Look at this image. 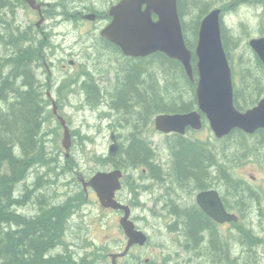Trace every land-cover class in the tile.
Returning <instances> with one entry per match:
<instances>
[{
  "label": "flooded vegetation",
  "instance_id": "flooded-vegetation-1",
  "mask_svg": "<svg viewBox=\"0 0 264 264\" xmlns=\"http://www.w3.org/2000/svg\"><path fill=\"white\" fill-rule=\"evenodd\" d=\"M32 1L34 5L40 7V10L34 9L30 0H0L3 7L11 9H9L11 15L8 14L7 17L9 20L0 17V36L5 34L9 36L11 33L13 37L12 43L9 39L0 42V57L2 55L17 57L21 50H36L30 61L36 75L34 84L38 88L42 102H51L52 108L53 101L56 104L63 103L64 108L75 106L78 113L83 114V123L79 128L80 131L70 128L78 135L90 136L105 131L110 133L111 141L114 133L118 142V151L112 156V162L121 161L120 146L127 143V134L131 130L127 125L126 116L120 115L113 102L118 99L117 90L122 87L126 66L136 64L149 56L128 55L120 46L104 36L103 31L112 23L111 8L121 0ZM182 1L184 2L177 0L179 15ZM210 2L213 3L211 10L221 9V29L224 36L227 39L230 36L238 41L233 45L236 46L235 50L241 49L238 51H243L241 57L245 58V52H251L253 58L258 59L264 68L263 61L250 45L252 38L264 37V0H211ZM145 7L146 4H143V8ZM25 8L32 9L38 20L22 21L18 14L19 10ZM235 14H239L241 18L237 32L227 25V21H231ZM153 19H157L155 14ZM22 35L23 41L20 40ZM240 39L244 41L240 43ZM193 74L194 80L189 79L197 86L199 74L197 70L195 75L194 66ZM18 76L20 79V75ZM235 82L242 86L243 92L252 91L255 95L252 98L254 105L242 109L235 105L238 110L244 112L264 98V80H260L259 85L253 86L252 90H247L248 83L243 80ZM21 84L23 90H28L23 83ZM113 95H117V98ZM240 101L245 103L247 100L241 97ZM193 110H199L198 102L197 108ZM60 111L62 110L58 106V112ZM62 112L69 117L68 111ZM157 115L152 122L153 131L157 130L155 127ZM201 119L200 129L204 126L211 129L205 114L201 115ZM67 124L71 126L68 121ZM140 128H142L141 134H146L149 125L145 127V124H142ZM200 129L187 126L185 133H165L157 130L166 141L156 146L159 151H156L154 166L150 169L147 167L122 169V187L116 192L115 197L130 206V218L136 223L137 228L141 229L137 222L139 216L134 215L135 211L148 209L157 215L164 239L160 245L163 251V264H260L264 259V176L255 175L249 168L264 170V128H259L253 133L238 128L220 138L225 142L215 153L217 157L215 161L212 159L213 145L211 143L206 145L204 148L208 157L206 156L202 161L204 169L201 174L182 176L175 165L176 159L170 139L175 135H181L186 139L195 140L196 138L189 137L188 134L192 130ZM236 131L248 134L250 143H228V137L237 133ZM70 156L73 158L72 154ZM70 156L65 155L67 158ZM71 160L76 162L75 159ZM112 169L118 168L112 166ZM88 178V176L80 178L83 189L85 192L91 189L95 193L91 187L84 186L83 180ZM208 192H216L224 210L238 219L219 222L210 216L199 201V196ZM204 198L206 202L209 199L206 196ZM111 210L121 216L124 214L123 210ZM68 230L64 235V242L67 244H69ZM145 232L150 240L149 233ZM246 234L250 236L248 239L244 238ZM72 240L74 241H71V244L78 247L79 244L75 239ZM214 241L221 248L220 257L212 254ZM144 246L134 245L125 257L117 259L118 263H145L149 258L134 255L132 252L134 248ZM62 247L59 244V248L54 250L53 254L63 252ZM148 263L159 262L149 259Z\"/></svg>",
  "mask_w": 264,
  "mask_h": 264
},
{
  "label": "trees",
  "instance_id": "trees-1",
  "mask_svg": "<svg viewBox=\"0 0 264 264\" xmlns=\"http://www.w3.org/2000/svg\"><path fill=\"white\" fill-rule=\"evenodd\" d=\"M186 1H182L180 15L186 44L194 52L200 21L211 10L213 3L208 0ZM9 9L0 4V17H8ZM187 16L191 18L187 20ZM222 38L234 80L247 82V90H252L253 86L259 85L260 80H264V68L258 59L253 58L251 52H245L246 58L241 60L239 69H235L232 63V46L229 47L223 32ZM4 39H9L12 43L13 37L11 33L9 36H0V42ZM20 40H24L23 35ZM237 42L234 40V44ZM35 51L21 50L17 57H0V264H112L108 260L110 250L106 244L93 245L90 242L93 250L80 256L64 242L66 230L71 226L69 219L87 201L84 189L68 195L66 200L58 203L50 202L49 195L38 193L45 184L47 188L54 184L50 176L45 178L44 175H38L33 183L34 187H28V180H32L29 179L30 174L38 167L46 168L45 173H50L56 167L62 173H70L77 166L76 163L70 166L60 164L61 160L56 152L48 146L44 120L46 113L54 114L53 110L49 113L46 111L47 104L42 102L38 88L33 84L35 78L32 76L30 59ZM192 63L196 75L195 53ZM122 80V87L117 90L118 99L113 105L115 109L124 111L131 132L127 134V143L120 146L121 161L114 163L112 157H95V162L108 168L150 169L154 165L157 148L146 134H141L140 126L149 125V131L153 129L152 122L159 113L196 109V84L190 81L181 62L162 52L150 54L136 64L127 65ZM21 83L28 90H23ZM234 86L235 105L239 109L255 104L252 101L255 96L252 91L243 92L242 86L236 82ZM241 97H245L247 101L242 103ZM236 132L228 137V143H250L248 134ZM220 140H190L181 135L170 139L180 175H200L204 169L202 161L208 157L204 147L210 143L213 145L212 159L215 161V153L220 150L216 144H221ZM49 173L46 174L50 175ZM58 174L60 173H56V176ZM79 185L82 186L81 183ZM27 198L30 202L26 201ZM30 203V208L34 207L33 212L22 211ZM249 237L247 235L244 238ZM59 244L63 246V252L53 254ZM212 254L221 256V248L215 241Z\"/></svg>",
  "mask_w": 264,
  "mask_h": 264
},
{
  "label": "water",
  "instance_id": "water-1",
  "mask_svg": "<svg viewBox=\"0 0 264 264\" xmlns=\"http://www.w3.org/2000/svg\"><path fill=\"white\" fill-rule=\"evenodd\" d=\"M30 4L34 9L40 10L32 0ZM143 4H146L145 8ZM220 12V8H215L204 16L193 52L186 44L177 0H121L112 6V23L105 28L103 34L120 46L126 54L146 56L162 52L169 58L180 61L191 80H194L193 53L197 57L199 78L196 94L199 110L160 113L155 118L157 130L165 133H185L187 126L200 129L202 114L207 117L217 138H222L238 128L247 133L264 128V98L244 112L235 106L234 80L223 43ZM154 14L157 16L156 20L153 19ZM250 45L264 63V37L252 38ZM53 111L63 127L62 145L68 156L72 144L70 127L65 117L58 112L55 101ZM111 141L110 157L118 151V142L114 134ZM122 176L121 169H106L96 171L88 180H83L85 188L91 187L96 192L102 207L124 211L119 223L127 243L122 251L109 254L112 264H119L117 259L125 257L134 245L144 246L149 240L148 234L137 228L136 223L130 218V206L115 197L116 192L122 187ZM205 196L209 197L207 202ZM199 201L204 210L219 222L238 219L224 210L216 192L201 194ZM148 262L149 259L145 263L130 264H149Z\"/></svg>",
  "mask_w": 264,
  "mask_h": 264
},
{
  "label": "rangeland",
  "instance_id": "rangeland-1",
  "mask_svg": "<svg viewBox=\"0 0 264 264\" xmlns=\"http://www.w3.org/2000/svg\"><path fill=\"white\" fill-rule=\"evenodd\" d=\"M18 15L22 21L25 20L33 22L38 20V17L35 16L33 10L30 8L19 10ZM240 19L241 18H239V14H235L234 17H232L231 21H227L228 27L232 28L234 32H237ZM234 40L235 38H231L230 36H228L229 46L234 45ZM243 41L244 40L242 39L239 40L240 43H242ZM235 48L236 46L232 47V63L235 69L238 70V67L241 64V59L244 56L241 57V55H243V51H238L241 49L235 50ZM113 97L115 98L114 95ZM45 104H47L46 111L48 110L47 112L49 113L52 110L51 102ZM57 104L62 111H68L69 117H66V115H64L62 111H60V114L66 117L68 123L71 124V126L69 127H71L73 130L80 131L79 128L82 127L83 123V114L78 113L75 106H66L64 108L65 105L63 103L57 102ZM118 112H120V115L125 114L124 111L119 108ZM45 116L46 119L44 120V129L47 132L48 146L51 150L54 149V151L56 152V156L61 160L60 164L67 163L69 159L75 158L77 166L73 168L75 170H71L70 173H62L60 169L56 167L55 170H50V173L49 171H46V173H49L50 175L45 173L46 168L38 167L32 170L30 174L31 177H29V179L31 178L32 180H28V183L30 185L28 187L30 189L34 187L33 183L34 181H36L38 175H44L45 178H49L50 176L51 179H53L54 184L51 187L48 186V188L45 184V186L40 189L38 193L43 192L45 193V195L50 196V200L52 202L61 203L66 200L68 195H74L81 189L83 190V187L79 185V183L82 182L80 180L81 176L89 177L96 171L109 169L107 166L98 165L95 162V159L98 157H110V133L103 131L101 133H96L95 135L91 134L90 136H86L83 134L78 135L70 128L72 144L68 156L72 154L73 158H71V156L67 158L65 157L67 152L62 145V137L64 131L63 127L61 126L55 115L46 113ZM188 135L189 137L200 139L202 141H218V138L214 136L212 130L208 126H204L200 130H192ZM146 137L151 139L154 147H158V145L166 141V138H164V136L161 135L160 132H158L157 130L153 131V129L149 130L148 133H146ZM123 139H125V137H123ZM220 141L221 144L220 142L216 144L217 146H219L218 148H220L222 143L225 142L222 139ZM158 151L159 149L157 150V152ZM249 169L252 170L255 175L264 176L263 169L260 170L256 167H251ZM56 173L60 174L56 176ZM86 193L88 194V196L86 197V203L82 205L76 216L73 215L69 219L71 226L67 233L69 243L68 247L70 248V250L75 251L76 254H79L80 256H83L86 251H92L93 245L99 243L106 244L109 247V254L122 251L127 243V238L119 224L121 215L112 211L111 209H105L104 207H102L99 199L97 198V195L91 189ZM27 200L28 199H26V201ZM27 202H30V200H28ZM150 204L151 203H149V205ZM31 205L32 204L30 203L28 207L26 209H23L22 211L25 210L32 213L34 207L30 208ZM134 215L139 216V218L136 217L138 225L141 227V229H144L149 233L150 240L144 247L134 248L132 250L133 254L141 255L143 258L153 259L156 262H159L158 264H163V251L160 245L162 241H164V239L160 231L159 219L157 218V215L152 213L148 209L137 210L134 212ZM73 238L79 244L78 247H75V245L71 244V241H74L72 240ZM90 242L93 243V245L90 244ZM77 257L79 256L77 255ZM108 260L111 262L109 256ZM122 261H124V259ZM260 264H264V259Z\"/></svg>",
  "mask_w": 264,
  "mask_h": 264
},
{
  "label": "bare ground",
  "instance_id": "bare-ground-1",
  "mask_svg": "<svg viewBox=\"0 0 264 264\" xmlns=\"http://www.w3.org/2000/svg\"><path fill=\"white\" fill-rule=\"evenodd\" d=\"M215 1V0H214ZM217 1V0H216ZM6 15V14H5ZM7 18V17H6ZM4 19V18H3ZM9 24V23H8ZM11 24V23H10ZM6 26H8L7 24H6ZM5 27V26H4ZM7 29H8V27H7ZM13 29V28H12ZM25 29V28H24ZM18 32V31H17ZM21 32V31H20ZM242 32H244V31H242ZM245 33V32H244ZM7 37V36H6ZM239 39V38H238ZM40 44V43H39ZM230 47V46H229ZM231 49V48H230ZM10 56V55H9ZM31 68V67H30ZM32 76L35 78L36 77V75H35V71H34V69H33V66H32ZM35 81V80H34ZM34 84V83H33ZM34 86H35V84H34ZM115 92V91H114ZM116 93V92H115ZM114 108V107H113ZM120 113V112H119ZM110 114V113H109ZM122 117V116H121ZM114 134V133H113ZM112 134V135H113ZM46 142V141H45ZM75 159V158H74ZM69 161V164H67V166H70V165H73V164H75L76 162H74L73 160H71V159H69L68 160ZM29 184V183H28ZM28 186H30V185H28ZM165 191V190H164ZM155 194V193H154ZM183 196V195H182ZM41 197V196H40ZM28 199V198H27ZM157 199V198H156ZM68 213V212H67ZM160 225V224H159ZM218 238V237H217ZM70 259V258H69Z\"/></svg>",
  "mask_w": 264,
  "mask_h": 264
}]
</instances>
